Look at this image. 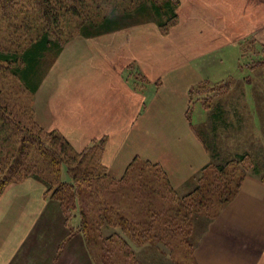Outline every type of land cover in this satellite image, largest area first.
<instances>
[{"label":"rangeland","instance_id":"374dc122","mask_svg":"<svg viewBox=\"0 0 264 264\" xmlns=\"http://www.w3.org/2000/svg\"><path fill=\"white\" fill-rule=\"evenodd\" d=\"M80 1L83 6L76 15L63 14L53 34L54 25L49 21L47 25L48 19L42 15L41 0H0V57L20 54L46 26L53 39L61 43L71 33H79L78 26L83 23L81 33L89 25V30L96 32L103 17L111 12L119 19V26L139 22L138 27L144 28L153 23L143 20L155 18L150 5L145 6V12L135 10L139 2L151 0ZM127 11L129 16L125 15ZM77 38L79 35L65 43L59 53L53 48L44 53L28 88L14 73L22 69L21 65L0 61V183L9 176L14 178L9 184L21 182L29 173V178L33 175L47 180L53 191L63 189L65 200L72 193L62 184L69 183L73 175L66 170L81 179L93 172L78 188L84 201H77L76 210L69 212V221L63 220L55 201H48V193L47 201L52 205L47 207V221L36 229L39 238H27L10 264H251L256 252L264 249L262 46L252 40L240 42L224 53L223 80H205L188 87L191 107L187 117L206 148L210 164L175 191L159 171L143 162L128 168L121 181L103 178L96 170L100 153L88 149L86 155L78 157L82 151L70 147L67 156L60 155L61 142L37 124V95L44 87L49 90L52 85L58 86L60 78L66 77L67 62L66 67L61 62L63 50ZM140 69L135 65L123 75L143 90L149 80ZM32 87L35 91L31 93ZM54 154L57 164L50 161ZM59 168L60 177L55 180ZM196 185L197 194L186 197ZM102 200L136 224L134 238L125 235L122 220L118 225L101 222V227H96L100 214L97 204ZM80 209L90 223L88 235L86 231L78 232L73 222V215L80 217ZM114 233L119 238H110Z\"/></svg>","mask_w":264,"mask_h":264},{"label":"crops","instance_id":"0c3cea01","mask_svg":"<svg viewBox=\"0 0 264 264\" xmlns=\"http://www.w3.org/2000/svg\"><path fill=\"white\" fill-rule=\"evenodd\" d=\"M176 9L178 22L164 36L153 23L69 42L61 58L68 74L37 95V124L74 151L104 138L100 160L112 180L121 181L132 163L148 162L175 191L189 184L210 160L187 117L188 87L223 80L224 53L240 42L264 49V0H179ZM135 65L149 80L143 90L123 75ZM48 204L35 178L3 189L0 264H10L27 238H39ZM251 264H264V249Z\"/></svg>","mask_w":264,"mask_h":264},{"label":"trees","instance_id":"16d2710c","mask_svg":"<svg viewBox=\"0 0 264 264\" xmlns=\"http://www.w3.org/2000/svg\"><path fill=\"white\" fill-rule=\"evenodd\" d=\"M41 3L43 5L42 8V15L44 16V18L46 17L47 20V25H48V21L51 25H54L51 30L53 31V34L56 33V28L58 27V25H60V20L63 19L65 13H71L72 15H76L79 7L83 6V3H81L80 0H41ZM140 4L135 7V10L137 13L140 12H145V6L146 5H150V10H152L155 18H152V20H147L143 22H148V23H154L159 31L164 35L168 33V31L175 27L178 20H177V6L179 4L178 0H163L162 2H158L156 0H151L150 2H139ZM150 3V4H149ZM130 12L127 11L125 12V15L129 16ZM114 19V20H113ZM118 21L119 19H117L116 15H113V13H109L106 16L103 17L102 21L98 24L99 26L96 27V32H92L91 30H89V27H92L91 25H89V27L87 26V30H83V32L81 33L82 29L85 28V24H81L78 26L77 31L79 33H71L72 36H68L67 40L64 42H58L56 40L53 39V34L52 32H50L51 30L48 29L49 26H46L44 29V32H42L40 34V36L38 37L37 40L31 42L29 44V46L22 51L20 54H13L11 56L8 55H1L0 57V61L4 62V63H11V64H15L18 63L19 65L22 66V69L18 68V71L16 72L15 70V75L19 77V79L23 82V84L28 88V84L29 83H33V79L31 78L33 75H35V71H36V67L39 65L40 61L42 60L44 53L50 49H57L58 53L60 52L62 46L67 43L68 41L72 40L74 38V36H78L79 37H83V38H91V37H95L98 35H104V34H108L114 31H117L121 28H124L126 26H131V25H137L139 24V22L133 23V24H129V25H125V26H119L118 25ZM141 22V21H140ZM70 33H66V35H68ZM40 79V78H39ZM35 91V87H32L30 89V92H34ZM40 132V131H39ZM48 136H54L56 141H60L61 145L59 146V151H60V155L63 154L64 156L66 152H70V144L57 132L55 131H51L48 133ZM33 139V138H32ZM35 141V139H33ZM39 143V140H37ZM104 138L95 141L93 140L90 145L84 149L80 154H77L76 156L78 157H83L84 155L87 154V150L89 149V151L92 150H96L97 153H102L103 150V145H104ZM72 149V148H71ZM56 155V154H54ZM58 157L53 156L51 161L56 162L57 164V160ZM100 156L97 159V165H96V170L99 172H101V174L103 175V178H106L108 180H112L108 174L105 171V168L101 165V160H100ZM60 161V160H59ZM54 162V164H55ZM136 163V162H135ZM135 163H132L128 168H130L131 166L133 167V165ZM64 162H60V167L61 165H63ZM144 164H146L147 166H150L152 169H155V171H159L160 174H162V178L163 179H167L166 174L164 173V171L161 169V167L158 165H153L151 163L148 162H144ZM210 164V163H209ZM207 164L201 171H204L205 168L209 165ZM67 165V164H66ZM95 169V167H94ZM74 170V169H73ZM67 174H73L70 175L69 178V183H64L62 185H64L63 187H67L68 190L72 193L71 197L69 199H65L64 197L67 194L66 192H64L63 189H58V190H51V186H49L47 180L40 178L39 176H31L30 178H35L39 181H41L45 187H46V195H48V201L52 200L55 201L59 208L62 211V214L64 215L63 220L65 221H69L71 220L72 216L69 214L70 211H75L77 208V201H79L78 203H82V201H84L82 199V194L78 193V188L79 186H81V182L85 181L88 178H90L93 175V172L90 171L89 174L86 176V178H77L76 176H74V173L72 170H66ZM128 171V170H127ZM60 173H61V169L59 168L56 172V176H55V180H59L60 177ZM68 174V175H69ZM30 174L27 173L26 175H24V180L27 179V177ZM9 179H5L4 181H2L0 183V194L3 191V189L9 185L10 180L14 179L13 176H9ZM29 178V177H28ZM13 181V180H12ZM163 182H165V184H167L166 181L162 180ZM118 182V181H116ZM198 181H196L197 184ZM197 187L198 185H196L194 187V190L192 191V193H190L189 195H186V197H191L190 195H194L197 194ZM62 190V191H61ZM72 198L74 203H72ZM80 199V200H79ZM50 204V202H49ZM52 205V204H50ZM97 213H100L97 218V222L98 224H96V227H101V222L103 223H107V224H111V226H114L115 224H120L122 223V221H125V225L122 226L124 231H125V235L129 238H134L135 234V228H136V224H133L131 222L128 221V219H126L125 217L123 218L121 214H119V212L113 209V207L109 206L108 204L105 203V201H100L97 204ZM82 209V208H81ZM80 209V223H78V232H82V231H86V234L88 235L90 232V230L88 231L87 228L90 225L89 220L87 219L86 213L84 211H81ZM101 212H103V220H101L99 218V216H101ZM120 216H118V215ZM105 215H108L109 219H107L105 217ZM74 218V215H73ZM100 220V221H99ZM121 227V229H122ZM119 235V234H118ZM118 235L116 233L112 234L110 236V238H119Z\"/></svg>","mask_w":264,"mask_h":264}]
</instances>
